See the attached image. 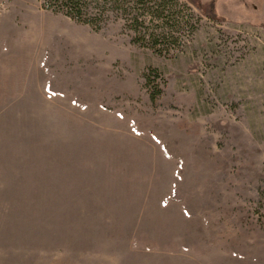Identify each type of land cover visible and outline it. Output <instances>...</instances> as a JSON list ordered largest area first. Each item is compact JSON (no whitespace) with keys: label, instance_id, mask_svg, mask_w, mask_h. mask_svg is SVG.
Masks as SVG:
<instances>
[{"label":"rangeland","instance_id":"obj_1","mask_svg":"<svg viewBox=\"0 0 264 264\" xmlns=\"http://www.w3.org/2000/svg\"><path fill=\"white\" fill-rule=\"evenodd\" d=\"M201 1L159 52L0 0V264H264V0Z\"/></svg>","mask_w":264,"mask_h":264},{"label":"trees","instance_id":"obj_2","mask_svg":"<svg viewBox=\"0 0 264 264\" xmlns=\"http://www.w3.org/2000/svg\"><path fill=\"white\" fill-rule=\"evenodd\" d=\"M177 0H43V7L54 13L63 14L72 20L91 26L95 30L102 29L112 19L123 20L134 30V42L143 43L153 49H159L161 44L170 39L165 31L173 29L180 23V17L174 8ZM204 17L215 21H225L213 2L187 0ZM183 20V19H182ZM154 26H157L154 28ZM153 27V28H151ZM264 28V25H262ZM173 143L164 145V153L168 158L179 160L178 155H172Z\"/></svg>","mask_w":264,"mask_h":264}]
</instances>
